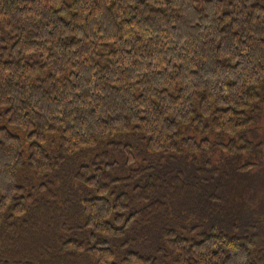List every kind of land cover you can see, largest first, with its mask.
Wrapping results in <instances>:
<instances>
[{"label": "trees", "instance_id": "16d2710c", "mask_svg": "<svg viewBox=\"0 0 264 264\" xmlns=\"http://www.w3.org/2000/svg\"><path fill=\"white\" fill-rule=\"evenodd\" d=\"M1 109L29 145L0 128V264H264L259 226L196 216L264 224V0H0ZM136 132L154 160L73 157Z\"/></svg>", "mask_w": 264, "mask_h": 264}, {"label": "rangeland", "instance_id": "374dc122", "mask_svg": "<svg viewBox=\"0 0 264 264\" xmlns=\"http://www.w3.org/2000/svg\"><path fill=\"white\" fill-rule=\"evenodd\" d=\"M4 112H5V109L0 110V128H6L10 132H12L13 134L19 136L24 142V147L28 148L29 142L27 140L25 132L18 127L9 125V123L7 122V119L5 118ZM261 117L262 118L257 120L251 127L253 132L250 134L249 139L254 144L256 142H259V141H262L264 143V115ZM140 135L143 138V134L142 133L140 134L137 132L131 133L130 135H128L125 138H121L120 136L108 138V139L104 140L103 142H101L99 146H97L95 148L84 149L82 152L76 154L73 157H76L78 159L79 165L96 164L98 166H104L111 161L118 160L116 158V152L114 151V146L117 143L119 144L123 141L124 142L127 141L126 143L129 144L130 148L131 147L134 148V150L136 152L135 155L137 158H135V161L139 162L140 160H144V159L147 160V158H150V161L154 160V158H155L154 153L149 152L147 150L146 145L144 144L145 141H143L144 139L142 140L140 138ZM107 141H108V143H111L109 146H108V144H106ZM224 144H228L226 140L217 142V143H215V148L217 146H219V147H222V149H223ZM55 145L56 144L53 143V146H50V148H52L54 150ZM105 147H108V148H105ZM122 149H123L122 150L123 153L125 154L124 150H128V147L122 146ZM222 149L216 148V149H214L215 150L214 153H217L215 156H220L219 159L217 160L218 162H220L219 164L222 165V167L224 169H226L227 173L232 174L231 177L228 179L229 183L231 184L232 181H234L236 179V176H237V180L239 178L242 179V177H241L240 172L237 169V167L232 166L233 164H236V162L234 160H229L228 155L225 154L226 151L224 153V152H222ZM84 152H91L92 154L89 155V153H84ZM82 154H83V156H82ZM107 154H109V158L105 157V155H107ZM120 155H121V153H120ZM159 156H161V155H159ZM76 158L68 160V163H66V166H65V172L67 170L70 172V169L77 162ZM248 160L249 161L254 160V162H259L261 164V166H264V154L260 157L257 155V152H253L252 157L249 158ZM194 161L195 160L192 157H186L182 160L181 163H184L188 166L192 165L194 167V165H193ZM68 164L70 166V169H69ZM209 164H211V161L209 162ZM209 164H201L200 167L206 168ZM142 166H147V164L142 165ZM136 167H140V165H136ZM234 169H235V171H234ZM126 170H128V169L126 168ZM74 172H75V170H73L71 175L69 173V176H67V179L69 181H71V179L74 177ZM72 175H73V177H72ZM61 177H63V175H61ZM237 186L238 185L236 183V186L235 187L233 186V188H236ZM227 188H230V185ZM217 194L219 195V191H213L210 195L205 196L206 197V198L204 197L205 200L201 203V205L197 209L198 214H196V216L201 219V221H202L201 223L203 224V227H202L203 229H208V228L214 226L212 223H215L216 225H218V227H220L224 230H229L231 232H239V233L244 232L245 233V232H248L252 228L251 225H254V226L257 225L260 227V234L262 236H264V224L263 223L262 224H256L254 222L253 217L249 213H245L244 216L239 217L236 220L230 219L233 211H226L225 213L218 212L216 214L210 213L208 210L212 205L214 206L213 207L214 210H217L219 208L218 204L212 203L214 198H216ZM224 197H225V200H224L225 202L223 201V203L226 205L227 204L226 200L228 197L226 193H225ZM192 202H193V200L190 201V203H192ZM226 210H230V209L227 208ZM208 213H210V215H208Z\"/></svg>", "mask_w": 264, "mask_h": 264}]
</instances>
